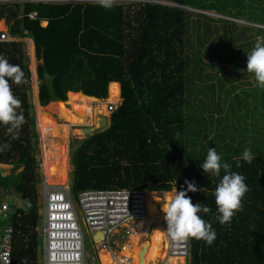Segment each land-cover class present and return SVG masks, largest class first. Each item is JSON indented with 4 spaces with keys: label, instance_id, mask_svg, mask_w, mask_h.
I'll return each mask as SVG.
<instances>
[{
    "label": "trees",
    "instance_id": "1",
    "mask_svg": "<svg viewBox=\"0 0 264 264\" xmlns=\"http://www.w3.org/2000/svg\"><path fill=\"white\" fill-rule=\"evenodd\" d=\"M210 11L222 17L213 18ZM33 12L36 19L29 17ZM241 19L264 26V0H142L129 6L115 3L111 9L85 2L0 5V22L6 20L11 35L22 39L0 43V57L19 65L25 79L19 85L9 80L21 101L16 112L23 114L24 123L11 133L10 125L0 124V164L16 165L12 176L18 184L7 188L32 204L28 212L14 213L11 225L6 224L11 214L3 220L15 229L13 264H39L41 243L36 231L39 137L29 100L27 39L34 41L38 60L44 51L64 101L69 92L106 99L112 82L122 86L124 102L111 126L74 142L75 200L91 189L143 190L166 197L174 190L186 191L185 180L195 182L198 191L187 196L211 209L198 215L211 223L216 239L208 245L190 238V264H264V129L252 131L261 134L252 138L220 127L229 102L241 95L251 97L249 105L264 118V87L253 89L254 76L245 70L246 55L264 37V28L240 26L236 20ZM81 60L100 74L68 66ZM38 72L42 77L40 65ZM40 101L42 106L51 101L43 83ZM209 148H216L221 162L245 177L249 189L241 210L223 225L216 219L214 196L223 169L214 177L200 168ZM245 148L254 156L250 164L240 159ZM8 184L7 175L3 186Z\"/></svg>",
    "mask_w": 264,
    "mask_h": 264
},
{
    "label": "built area",
    "instance_id": "2",
    "mask_svg": "<svg viewBox=\"0 0 264 264\" xmlns=\"http://www.w3.org/2000/svg\"><path fill=\"white\" fill-rule=\"evenodd\" d=\"M18 1L0 0V5L18 3ZM27 2L63 4L73 0H23L22 3ZM77 2L86 1L77 0ZM29 17L36 19L37 13L33 12ZM19 40L22 39L11 35L7 24L6 30H0V43ZM118 108L114 103L109 105L111 113H115ZM4 166L0 164V264H13L15 230L13 227L3 225V220L22 207L15 208L9 200L11 193H16L18 196L19 194L3 186L4 177L7 176L6 171L10 170H5ZM40 185L44 206L43 221L38 228L43 237L41 264H90L86 259L83 225L92 238L95 233L104 232L105 238L99 239L98 248L112 252L116 241L115 235L122 234L125 230L133 233L135 222L144 220L149 215L150 193L143 190L91 189L79 193L77 200H74L69 186L49 184L46 176L43 177ZM28 205L30 208L31 204ZM164 215L161 225L165 230L168 255L185 257L188 263L191 257V239H171L166 232ZM131 261L132 259L125 257L121 264H131Z\"/></svg>",
    "mask_w": 264,
    "mask_h": 264
},
{
    "label": "clouds",
    "instance_id": "3",
    "mask_svg": "<svg viewBox=\"0 0 264 264\" xmlns=\"http://www.w3.org/2000/svg\"><path fill=\"white\" fill-rule=\"evenodd\" d=\"M68 3L78 2L77 0H73V2ZM96 3L105 9H111L115 5L116 0H96ZM246 56L247 67L245 70L248 73L253 74L255 81L253 86L264 87V37L257 38L255 46L253 47L251 52ZM9 80H11L17 85L25 83L24 72L22 71L19 65H12L8 62L7 59L0 57V124L10 125V127H8V132L11 133L14 129H18L24 123V116L22 113L17 114L16 112V109L21 106V101L14 97L11 90V86L9 84ZM240 159L250 164L252 163L254 156L252 155L251 150L249 148H245ZM236 167H241L239 160H237L236 162ZM200 168L203 169V172L205 174H211L214 177H220L221 169H223L224 175L220 179V182L217 184L214 192L215 204L219 213L216 219L221 225L230 222L235 213L241 210L242 199L245 193L249 190L247 184L245 183V177L237 172H232L231 165L229 163H222L221 156L218 155L216 148L208 149L206 158L204 162L200 165ZM37 173V191L39 201L41 202V181L39 177L40 169L39 171H37ZM185 184L187 185L186 191L176 190L175 195L170 200L162 203L161 210L165 214L164 220L167 226V235L173 240H188L189 238H195L197 240H204L208 245H211L216 239V233L212 229L211 223L206 222L200 217V215H198V213L200 212L208 214L210 213L211 209L207 205H204L202 203L193 204L191 198L187 196V193L196 192L198 191V189L195 186V182H189L185 180ZM71 186L72 185H69L72 193ZM199 190L203 191L204 189ZM22 201L23 200H21V202ZM26 203L31 204L29 202ZM41 205L43 204H40L39 206ZM43 207V212H39L40 220L36 228V231L38 232L39 237L41 238V243L38 248L39 264L42 263L43 237L41 232L38 231V228L42 223L41 221H43ZM31 208L32 204L31 207H28L26 210L24 208H20L19 210L22 209L28 212ZM15 213L18 214V212ZM93 241L94 245H97L98 247V241L95 242L94 239ZM98 249L100 250V248ZM112 252L114 253V251Z\"/></svg>",
    "mask_w": 264,
    "mask_h": 264
},
{
    "label": "bare ground",
    "instance_id": "4",
    "mask_svg": "<svg viewBox=\"0 0 264 264\" xmlns=\"http://www.w3.org/2000/svg\"><path fill=\"white\" fill-rule=\"evenodd\" d=\"M45 24L46 22H43V25ZM5 26V22L2 21L0 23V30L4 29ZM31 51L34 53L32 44ZM55 78L56 76L53 75L51 88L55 98H50L51 104L42 106L39 103L37 86L34 90L36 100L35 103L40 130L44 133L47 140L48 138H51L52 140L45 145L46 147L43 152L45 175L47 179L52 182V184H64L68 179L67 176L70 168L68 164L69 157L67 148L69 144L68 134L70 132V127L84 126L86 122L90 123V121H97L100 115L108 111V106L111 102L114 103L121 100L122 91L121 83L114 82L111 83L110 98H108L107 102H103V99L100 100L99 98L87 96L80 92H69L68 100L64 102V100H62L56 92ZM54 102H58L62 106L63 110L59 105L52 104ZM56 116H58V120H62L64 123H60V121L56 119ZM97 122H100V120ZM55 138L56 141H54ZM170 199V197H154L153 194H150L148 200L149 215L144 220L135 222V228L132 231L133 233L129 245L122 249L121 256H119L120 253L115 255L110 250L101 248L99 251L101 263L121 264V261H123L125 257H129V259H132L131 264H138L139 255L145 246L147 238L151 236L152 239H150L151 241L144 264H159L160 261L166 257L164 249L167 246L165 230L161 225L162 215L164 214L161 210L162 203L167 202ZM99 239L100 238H98V242L100 241ZM185 260V257L171 255L165 264H183L185 263Z\"/></svg>",
    "mask_w": 264,
    "mask_h": 264
},
{
    "label": "rangeland",
    "instance_id": "5",
    "mask_svg": "<svg viewBox=\"0 0 264 264\" xmlns=\"http://www.w3.org/2000/svg\"><path fill=\"white\" fill-rule=\"evenodd\" d=\"M28 1H34V0H28ZM85 1H86V3H96V0H85ZM141 1L142 0H116V4H125V5L129 6V5H132V4H139ZM18 2H21V4H22L23 0H19ZM163 3L165 5L167 4L166 2H163ZM191 10H193V9H191ZM258 14L261 15L262 12L259 10ZM208 15L213 17V18H221L222 17V15L216 13L215 11L208 12ZM3 21L5 22V25L7 24V26L9 27L8 22L6 20H3ZM236 22L240 26L257 27V28L263 27L264 28V26H259L258 24H255L253 21H249V20H246V19L236 20ZM47 25L48 24H45L44 26H47ZM2 30H6V26ZM26 42L28 43V46L30 47V48H28V46H26L27 47V49H26L27 53L29 54L28 55L29 56V62H28L29 63V70L31 71V81H30L31 94L29 96V100L33 104V109H31V112H33L35 114V117H36V131H37V134H38V137H39V142H38L39 150L37 152L36 158L39 161V167H40L39 177H40V181H42L43 176H46L45 175V170H44V165H43L44 164V160L42 162V159H44V153L43 152H44V149L46 147L45 145L48 142H51L52 140H51V138H48L49 141L46 139V136L40 130V127H39V124H38V115H37V109H36V103H35L36 100H35V91L34 90H35V87L37 86L38 87L39 103L41 104L40 92H41V87H42V77L39 76V72H38V67H39L38 62H39V60L37 58L34 41H32V39H31V41H29L27 39ZM31 44L33 45L34 53H32V51H31ZM78 64L79 65L69 64L68 66L72 67V69H74V70L82 69L80 71H84L85 70V71L94 72L95 74H100L96 69H94L92 66L87 64V62L85 60H83V61L81 60ZM102 80H101V83H102ZM253 80H254V78H253ZM101 83H100V85H101ZM254 83H255V81H254ZM253 89H258V88L256 86ZM121 91H122V87H121ZM107 95H108V92H107ZM121 97H122V92H121ZM98 98L100 100H102L100 97H98ZM108 98H110V91H109ZM108 98L103 99L102 101L103 102H107ZM250 99H251V97H244L243 95L238 96L236 98H232V102L231 101L229 102V105L231 104V107H230V110H229L230 112H229V114H227V117L224 119L225 122L220 124V127L225 128L224 129L225 131L231 132V133H234V131L231 130V129H236V130H238L240 132L241 137H246L248 135V136H250L252 138H259L261 134H254V133H252V131L256 132L258 130V131L263 132V129H264V118L262 116L260 117L257 114V112L253 111V109H252L253 107H251L249 105L250 104L249 103ZM67 100H68V94H67L66 100L64 102H66ZM123 102H124V99L122 97L119 102H114V104H116V106L119 107V106H121L123 104ZM111 103H113V102H111ZM52 104H57L62 109V106L58 102H54ZM106 112H107V114H106ZM106 112H104L102 115H100L98 120L101 119L100 117L108 116L110 121H111L113 113L110 112L109 106H108V111H106ZM252 116H255V118H257V119H255V118L253 119ZM56 117H57L56 119L58 120V116H56ZM58 121H60V123H62V124L64 123V121H62V120H58ZM97 121L96 120L93 121V122L90 121V123L86 122L84 126L81 125V126H71L70 127V132L68 134V143L69 144L67 146V148H68V157H69V163L68 164H69V167H70L69 168V173H68V176H67L68 179H67V181L64 184H55V183H53V185H66V186L72 185L73 176H74V173H73L74 166H73V162H72V150H73L74 142L84 139L83 138L84 134H82V132L79 131V129H81L82 127H96V128H99ZM247 127L250 128L249 129V133H245V129ZM251 128H253V130H251ZM222 130L223 129H221V131ZM54 141H56V138H55ZM14 167H16V166L14 165ZM13 168L11 169V166H9L8 168L4 167L5 170H9L10 169L9 171H6V175H8V182H9L8 186H6V187H9V188H15V187H13V184L14 185L18 184V182H16V180L12 176ZM46 181L49 184H52V182L50 180H47V177H46ZM175 192H176V190H174L172 193L167 194L166 197L172 198L175 195ZM153 195H154V197H162V195H159V194L158 195L157 194H153ZM72 196H73V193H72ZM9 200H10V202L13 204V206L15 208L18 207V206H21V207L23 206L22 208H24L26 210L29 207V205L25 201H22L23 202L22 203L21 200H20V197L17 194H15V193L10 195ZM40 204H43V201H41V202L38 201V205H40ZM42 207H43V205L40 206V210H39L40 213L43 212ZM43 209H44V207H43ZM13 214L14 213H12L9 216V218L6 220V224H8V225L12 224L11 218L13 217ZM81 221H82V217H81ZM83 230H84V234H85V247H86V258H87V261H89L90 264H102L101 260H100V256H99L100 255L99 251L101 250V248L99 250L97 245H94L93 238H92L91 234L85 230V226L84 225H83ZM131 236H132V233H128V230H125V232H123L122 234L115 235L114 239L116 241H115V243L113 245V250L117 251V253H120L119 256H121L122 249H124V247L129 245V243L131 241ZM147 239H152V237L150 236ZM164 254H165L166 257L163 260H161L159 264H162V263L165 264L167 259L169 258L168 251H167V246L164 249ZM187 260L188 259H186L185 263H183V264H188V263L190 264V259H189L188 263H187Z\"/></svg>",
    "mask_w": 264,
    "mask_h": 264
},
{
    "label": "water",
    "instance_id": "6",
    "mask_svg": "<svg viewBox=\"0 0 264 264\" xmlns=\"http://www.w3.org/2000/svg\"><path fill=\"white\" fill-rule=\"evenodd\" d=\"M38 64L42 67V83L45 86L50 98L54 99V93L52 91L51 85H52V76L53 74H51L46 66L45 63V56H44V51L41 54V57L39 59ZM99 128L96 127H82L80 129V131L82 132L83 138L86 137H91L99 132H103L105 130H107L110 126H111V121L109 119L108 116H103L100 119V122H98ZM98 238L100 239H104L105 238V233L101 232V233H95L93 235V239L96 241H98ZM150 239H147L144 248L142 249L141 253H140V262L138 264H144L146 261V254L149 248V244H150Z\"/></svg>",
    "mask_w": 264,
    "mask_h": 264
},
{
    "label": "crops",
    "instance_id": "7",
    "mask_svg": "<svg viewBox=\"0 0 264 264\" xmlns=\"http://www.w3.org/2000/svg\"><path fill=\"white\" fill-rule=\"evenodd\" d=\"M1 22H2V21H1ZM1 22H0V23H1ZM46 24H48V22H46ZM42 26H44L43 23H42ZM44 27H46V26H44ZM28 40L31 41V39H28ZM32 41H33V40H32ZM112 83H114V82H112ZM121 87H122V86H121ZM49 104H50V103H49ZM49 104H48V105H49ZM9 166H14V165H7V164H6L4 167H5V168H8ZM15 166H16V165H15ZM23 169H24V167H23ZM12 174H13V171H12ZM47 180H48V179H47ZM11 194H14V193H11ZM15 194H16V193H15ZM150 194H152V193H150ZM134 226H135V225H134ZM115 253H117V251H115Z\"/></svg>",
    "mask_w": 264,
    "mask_h": 264
}]
</instances>
